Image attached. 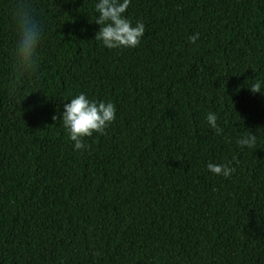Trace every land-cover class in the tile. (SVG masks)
Wrapping results in <instances>:
<instances>
[{
    "label": "trees",
    "instance_id": "trees-1",
    "mask_svg": "<svg viewBox=\"0 0 264 264\" xmlns=\"http://www.w3.org/2000/svg\"><path fill=\"white\" fill-rule=\"evenodd\" d=\"M32 2L39 66L10 97L0 0V264H264V0H131L145 34L119 49L94 40L98 0ZM81 93L116 119L76 150Z\"/></svg>",
    "mask_w": 264,
    "mask_h": 264
},
{
    "label": "clouds",
    "instance_id": "clouds-1",
    "mask_svg": "<svg viewBox=\"0 0 264 264\" xmlns=\"http://www.w3.org/2000/svg\"><path fill=\"white\" fill-rule=\"evenodd\" d=\"M131 0H98L95 5L96 18L93 23L99 25L95 34V41H99L108 49L135 48L139 46L145 34V26L125 17L126 10ZM10 28L13 34L11 52L10 75L7 81V90L10 97L19 94L21 84L31 77L39 66V48L43 38V25L37 17L32 0H11L9 7ZM198 34L189 37L195 43ZM253 93H261L262 84L256 81L248 87ZM53 121L58 117L53 116ZM116 119V107L112 102L89 100L83 93L64 104L62 114L63 128L74 148H86L84 140L93 133L104 134L107 127ZM208 125L215 130L217 135L223 129L217 125V116L213 113L207 115ZM257 138L251 131L241 136L237 143L241 148H254ZM235 159V158H234ZM237 164L239 161H235ZM208 170L214 175L229 177L235 168L229 164L207 165Z\"/></svg>",
    "mask_w": 264,
    "mask_h": 264
}]
</instances>
